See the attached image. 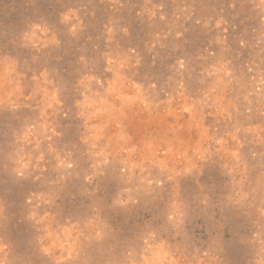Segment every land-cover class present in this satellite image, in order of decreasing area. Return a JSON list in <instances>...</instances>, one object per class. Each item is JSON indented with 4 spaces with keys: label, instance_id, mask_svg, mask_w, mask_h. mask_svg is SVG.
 <instances>
[{
    "label": "rangeland",
    "instance_id": "1",
    "mask_svg": "<svg viewBox=\"0 0 264 264\" xmlns=\"http://www.w3.org/2000/svg\"><path fill=\"white\" fill-rule=\"evenodd\" d=\"M0 264H264V2L0 0Z\"/></svg>",
    "mask_w": 264,
    "mask_h": 264
},
{
    "label": "clouds",
    "instance_id": "2",
    "mask_svg": "<svg viewBox=\"0 0 264 264\" xmlns=\"http://www.w3.org/2000/svg\"><path fill=\"white\" fill-rule=\"evenodd\" d=\"M262 2H264V0H262Z\"/></svg>",
    "mask_w": 264,
    "mask_h": 264
}]
</instances>
